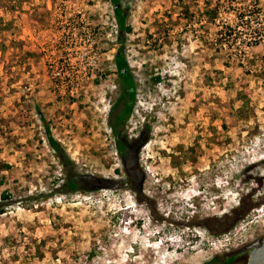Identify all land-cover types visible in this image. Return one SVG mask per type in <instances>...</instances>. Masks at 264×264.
<instances>
[{
  "label": "rangeland",
  "instance_id": "obj_1",
  "mask_svg": "<svg viewBox=\"0 0 264 264\" xmlns=\"http://www.w3.org/2000/svg\"><path fill=\"white\" fill-rule=\"evenodd\" d=\"M120 1L135 83L122 137L142 181L60 196L40 116L77 172L129 184L108 126L115 73L70 100L53 94L44 63L68 14L102 37L112 6L0 0V264H206L264 232V0ZM98 47L107 70L119 46Z\"/></svg>",
  "mask_w": 264,
  "mask_h": 264
},
{
  "label": "trees",
  "instance_id": "obj_2",
  "mask_svg": "<svg viewBox=\"0 0 264 264\" xmlns=\"http://www.w3.org/2000/svg\"><path fill=\"white\" fill-rule=\"evenodd\" d=\"M110 4L112 6L114 18L118 26L117 43L119 46L113 59L115 72L119 79V95L117 96L116 101L109 112L108 119V126L110 127V130L114 136L116 142V152L122 165L121 170H115V173L120 175L122 171L129 184H140L142 181V174L140 164L138 162V156L132 153L131 145L129 142H127L126 137H122V131L131 115L135 103V83L131 75H128L129 67L123 53L124 36L125 34L129 33L131 29L126 25L127 11L122 7L121 1L110 0ZM206 15L208 20L213 22L216 18L217 10L208 8L206 10ZM1 22L2 19L0 18V23ZM219 44L221 45L220 42ZM123 70H125L124 74L122 73ZM159 80V77H156L153 79V82H158ZM94 82H97V80ZM39 119L44 128L47 145L53 151L63 171V178L57 179L55 181L58 187L55 189L54 194L65 196L78 192L85 193L102 189L116 188L117 183L112 180L96 178L77 172L74 163L70 160L60 144L50 134L49 126L44 121V118L40 116ZM146 129L148 128L146 127ZM7 196V193L2 192L0 197L5 200L7 199ZM3 213L4 206L0 205V215ZM231 225L232 224L230 223V227ZM89 256L93 257L92 254ZM219 258L220 257H215L206 264H217Z\"/></svg>",
  "mask_w": 264,
  "mask_h": 264
},
{
  "label": "built area",
  "instance_id": "obj_3",
  "mask_svg": "<svg viewBox=\"0 0 264 264\" xmlns=\"http://www.w3.org/2000/svg\"><path fill=\"white\" fill-rule=\"evenodd\" d=\"M78 14V11L68 14L65 18V26L44 41V63L47 76L52 84L53 94L61 98L67 97L70 100H76L79 97L84 81H93L97 75L101 74L103 69H99L97 59L104 53H101L102 48L98 47L99 43L102 40L111 39L118 44V26L113 10L112 33H105L102 37L93 29L86 28L81 17L78 18ZM80 24L83 26L80 27ZM106 49L103 48V50ZM113 56L114 54L111 53L107 57L109 65L113 61ZM80 60L82 64L79 63ZM113 68L114 66L108 67L107 71L113 72Z\"/></svg>",
  "mask_w": 264,
  "mask_h": 264
},
{
  "label": "flooded vegetation",
  "instance_id": "obj_4",
  "mask_svg": "<svg viewBox=\"0 0 264 264\" xmlns=\"http://www.w3.org/2000/svg\"><path fill=\"white\" fill-rule=\"evenodd\" d=\"M126 35L127 34H125V36ZM115 52H114V55H115ZM113 59H114V56H113ZM112 65L114 66L113 61H112L111 65H109L108 67L112 68L113 67ZM113 69H114L113 72L115 73L113 75V76H115V80H114L115 81V87H114V89L116 91V94H117L116 97H117L119 95V83H118L119 79H118V75L115 72V67ZM107 72H108L107 70H104V69L101 70V74L99 75V78L102 76V74L104 77H106ZM128 75H130V71H129ZM95 80H97V76L94 78L93 81H95ZM127 187L130 188L131 187L130 184H127ZM229 228H230V224H227L225 227V225L222 223L221 225H217L213 229L212 233L219 235V234L223 233L226 229H229ZM263 241H264V232L261 234H258L257 236L253 237L252 239L248 240L246 243L242 244L241 246H239L235 250H232V251H229V252L223 254L219 258V261L217 262V264H248L250 254L253 253L254 251H256L257 249H259L262 246Z\"/></svg>",
  "mask_w": 264,
  "mask_h": 264
},
{
  "label": "water",
  "instance_id": "obj_5",
  "mask_svg": "<svg viewBox=\"0 0 264 264\" xmlns=\"http://www.w3.org/2000/svg\"><path fill=\"white\" fill-rule=\"evenodd\" d=\"M124 72L125 70L122 71V73ZM121 187H127V184H123L121 186L118 184L116 185V188ZM248 264H264V241L259 249L250 254Z\"/></svg>",
  "mask_w": 264,
  "mask_h": 264
}]
</instances>
